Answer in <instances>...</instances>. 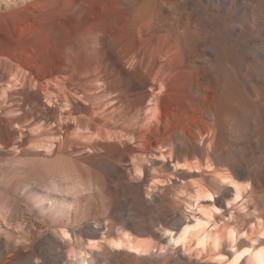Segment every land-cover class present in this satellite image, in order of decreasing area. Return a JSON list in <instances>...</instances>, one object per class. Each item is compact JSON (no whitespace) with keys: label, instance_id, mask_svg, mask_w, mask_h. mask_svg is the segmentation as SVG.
<instances>
[{"label":"bare ground","instance_id":"obj_1","mask_svg":"<svg viewBox=\"0 0 264 264\" xmlns=\"http://www.w3.org/2000/svg\"><path fill=\"white\" fill-rule=\"evenodd\" d=\"M257 185L264 0H0V264H264Z\"/></svg>","mask_w":264,"mask_h":264},{"label":"rangeland","instance_id":"obj_2","mask_svg":"<svg viewBox=\"0 0 264 264\" xmlns=\"http://www.w3.org/2000/svg\"><path fill=\"white\" fill-rule=\"evenodd\" d=\"M238 20H242V21H244V22H246V21H248V20H253V18H248V17H246V16H239L238 18H237ZM235 21H237V20H235ZM54 104L53 103H51V106H53ZM56 126H58V123H53V124H50L49 126H47L46 128L47 129H49V128H53V127H56ZM33 133H38V129L37 128H34V129H32L31 130ZM158 159V161H161L159 158H157ZM166 162H167V160H165ZM179 169H181V167H178ZM184 169H186V168H184ZM131 182H133L134 184H137L138 182H139V179H137V178H133L132 179V181ZM257 189H258V195L259 194H262L264 191H263V189L261 188V186L260 185H257ZM183 194L182 193H179V197L178 198H183V196H182ZM181 196V197H180ZM238 214H239V218H240V220L242 221V222H244V223H248L249 222V217L251 216L243 207H241L239 210H238ZM255 218H256V216H254V220H255ZM181 264H185V263H182V262H180ZM179 263V264H180Z\"/></svg>","mask_w":264,"mask_h":264},{"label":"snow or ice","instance_id":"obj_3","mask_svg":"<svg viewBox=\"0 0 264 264\" xmlns=\"http://www.w3.org/2000/svg\"><path fill=\"white\" fill-rule=\"evenodd\" d=\"M209 199H211V197H209Z\"/></svg>","mask_w":264,"mask_h":264}]
</instances>
